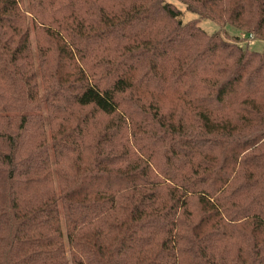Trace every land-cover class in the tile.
<instances>
[{"label": "trees", "instance_id": "16d2710c", "mask_svg": "<svg viewBox=\"0 0 264 264\" xmlns=\"http://www.w3.org/2000/svg\"><path fill=\"white\" fill-rule=\"evenodd\" d=\"M264 41V0H179ZM166 0H0V264H264V58Z\"/></svg>", "mask_w": 264, "mask_h": 264}, {"label": "rangeland", "instance_id": "374dc122", "mask_svg": "<svg viewBox=\"0 0 264 264\" xmlns=\"http://www.w3.org/2000/svg\"><path fill=\"white\" fill-rule=\"evenodd\" d=\"M173 4L180 12L179 19L181 22L186 23L188 21L196 20L197 25L206 31L207 33L218 32L221 36L226 39L235 40L240 38V46H248L249 48L259 52L264 58V41L252 40L249 37H244V34L237 29L229 26L222 25L214 20L198 18L197 14L192 13L186 9V6L179 0H166Z\"/></svg>", "mask_w": 264, "mask_h": 264}]
</instances>
